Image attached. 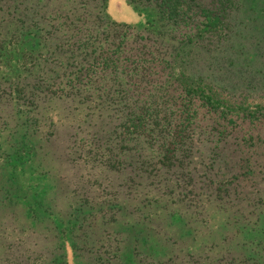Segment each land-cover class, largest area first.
Here are the masks:
<instances>
[{
  "label": "trees",
  "instance_id": "1",
  "mask_svg": "<svg viewBox=\"0 0 264 264\" xmlns=\"http://www.w3.org/2000/svg\"><path fill=\"white\" fill-rule=\"evenodd\" d=\"M126 1L0 0V264H264V0Z\"/></svg>",
  "mask_w": 264,
  "mask_h": 264
},
{
  "label": "rangeland",
  "instance_id": "2",
  "mask_svg": "<svg viewBox=\"0 0 264 264\" xmlns=\"http://www.w3.org/2000/svg\"><path fill=\"white\" fill-rule=\"evenodd\" d=\"M106 11H107V16L109 17L110 20L118 23H125V24H130V25H138L141 23V19L136 11V9L130 5L126 0H107L106 4ZM250 15L244 14V13H235L234 14V21H235V26L238 31H242L245 35L246 32L244 29L248 28L245 27L247 25L246 19H249ZM253 35V30L252 34ZM78 110V111H77ZM79 112V109H72L70 108L68 112L66 110L61 109L60 114L64 115V117H71V118H77L76 114ZM68 122H76L75 120H70L68 118ZM64 122V123H68ZM66 125L62 126L60 129V133L66 134L64 140L68 138L67 133L73 132L75 130L74 123H70V126H73L74 128L70 127H65ZM83 126V125H82ZM79 131H86V128L80 127L78 128ZM82 134V132H81ZM56 140H60L58 137H56ZM63 173H66L67 175V169L65 167V170H62Z\"/></svg>",
  "mask_w": 264,
  "mask_h": 264
}]
</instances>
